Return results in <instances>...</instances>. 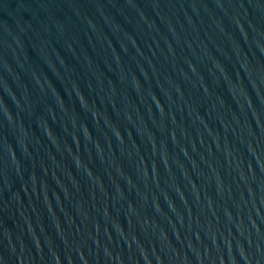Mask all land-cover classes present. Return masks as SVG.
Here are the masks:
<instances>
[{"label": "water", "instance_id": "water-1", "mask_svg": "<svg viewBox=\"0 0 264 264\" xmlns=\"http://www.w3.org/2000/svg\"><path fill=\"white\" fill-rule=\"evenodd\" d=\"M0 264H264V0H0Z\"/></svg>", "mask_w": 264, "mask_h": 264}]
</instances>
